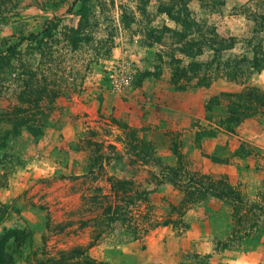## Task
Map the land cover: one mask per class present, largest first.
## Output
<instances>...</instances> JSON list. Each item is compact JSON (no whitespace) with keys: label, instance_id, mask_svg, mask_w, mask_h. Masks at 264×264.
<instances>
[{"label":"rangeland","instance_id":"1","mask_svg":"<svg viewBox=\"0 0 264 264\" xmlns=\"http://www.w3.org/2000/svg\"><path fill=\"white\" fill-rule=\"evenodd\" d=\"M72 2L0 0V232L31 230L13 264H264V68L241 61L264 0Z\"/></svg>","mask_w":264,"mask_h":264},{"label":"trees","instance_id":"2","mask_svg":"<svg viewBox=\"0 0 264 264\" xmlns=\"http://www.w3.org/2000/svg\"><path fill=\"white\" fill-rule=\"evenodd\" d=\"M79 4V8L76 10L78 14L84 16L89 10L88 0H73L72 7L75 4ZM53 27L50 25H45L38 33H30L28 37H22L20 41L30 40V41H41V35L47 36L51 34ZM231 45H226V49ZM243 62H249L250 67L253 68H264V44L259 41L251 45V57L247 59L243 57L241 59ZM238 72V73H237ZM242 70L227 73L231 78L237 76ZM249 92L251 91L248 90ZM251 94V92H250ZM249 94V97L251 96ZM263 96V100L258 103L259 107L264 108V93L258 91L257 96ZM260 99V98H259ZM264 111V109H263ZM220 196H228V194L218 191ZM31 236V230L27 226H20L19 228H3L0 232V264H13L16 257L20 254V249L22 245ZM39 264H108L103 261H97L90 258L84 253L83 248L79 245L71 246L68 248H58L53 252L44 251L43 259L40 260Z\"/></svg>","mask_w":264,"mask_h":264},{"label":"built area","instance_id":"3","mask_svg":"<svg viewBox=\"0 0 264 264\" xmlns=\"http://www.w3.org/2000/svg\"><path fill=\"white\" fill-rule=\"evenodd\" d=\"M120 81L122 84H126L128 82V77H126L125 75H122Z\"/></svg>","mask_w":264,"mask_h":264}]
</instances>
